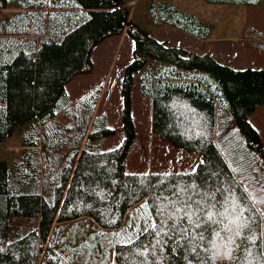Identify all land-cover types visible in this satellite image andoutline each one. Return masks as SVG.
<instances>
[{"label":"trees","instance_id":"16d2710c","mask_svg":"<svg viewBox=\"0 0 264 264\" xmlns=\"http://www.w3.org/2000/svg\"><path fill=\"white\" fill-rule=\"evenodd\" d=\"M206 1L254 4L261 0ZM9 5L20 9L0 18V149L18 129L26 128L19 137L23 149L11 160L0 158V264H37L57 237L62 239L55 243L57 248L84 246L82 253H76V247L72 251L59 247L60 259L72 263L107 264L103 261L112 249L114 264H163L157 256L169 264H183V250L172 253L171 243L163 251L140 252L154 232L140 231L142 227L129 220L130 213L147 202L146 222L159 223L155 197L161 184L168 195L170 186L193 179L216 186L226 181L239 194L246 187L242 178L259 181L264 176V149L249 120L264 103V67L235 68L210 53L159 40L132 20L123 0H0V9ZM147 9L153 22L195 37L206 39L214 29L213 23L173 3L150 0ZM124 30L134 42L122 86L125 136L119 146L102 149L93 139L114 129L95 127L99 91L73 103L86 110L73 125L61 120L72 106L62 99L70 80L91 71L94 46ZM139 71L145 95L153 97V131L176 147L196 151L200 160L195 171L126 170L127 152L135 138L131 88ZM243 204L245 217H252L249 223L258 247L247 261L246 253L234 254L241 257V264H260L264 197ZM92 230L105 233L104 238L88 240ZM56 231H60L57 236ZM205 236L208 251L201 253L202 260L234 264L212 259L215 249L207 241L218 245L219 241L210 232ZM97 245L105 246L100 256L95 253Z\"/></svg>","mask_w":264,"mask_h":264},{"label":"rangeland","instance_id":"374dc122","mask_svg":"<svg viewBox=\"0 0 264 264\" xmlns=\"http://www.w3.org/2000/svg\"><path fill=\"white\" fill-rule=\"evenodd\" d=\"M123 2L130 10L132 20H135L142 28H148L159 40H166L171 45L182 46L198 53H210L219 62L235 68L264 67V17L260 21L250 20L261 14L260 8L249 9L247 11L250 16L247 22L248 28L246 34L250 32L249 34L252 38H250L251 36L247 37L250 39L247 40L246 44L232 42L231 46V43H227L229 46L221 48L220 52H218L216 50L218 47H216L214 42H205L204 40L197 39L195 36L163 22H153L147 9L150 0H123ZM18 10L17 5H9L5 9H0V18ZM221 12L226 13L228 11L222 9ZM242 12V9H236L233 13L239 14ZM219 22L217 24H220ZM241 22H239V26ZM133 50L134 42L127 30L105 38L95 45L92 50L93 67L91 71L78 74L65 87L66 91L62 100L65 101V105L72 103V106L67 116L61 117V120L65 124L72 125L75 121H78L77 116H84L86 114V110L82 106L76 107L73 103L94 90L99 91L98 102L93 113V117L96 118L95 127L100 128L105 125L114 129V133L112 134L93 139V142L101 143L100 147L102 149L115 148L122 144L124 140V94L122 86L126 66L133 59ZM140 74L141 71L134 73L131 88L135 138L127 152L126 170L128 172H176L194 169L200 160L196 151L176 147L169 141L161 139L153 131V97L145 95ZM249 120L256 128L260 145L264 149V103H261L254 109L249 115ZM25 128L18 129L15 136L10 138L6 145L0 149V158L11 160L23 149L19 137ZM254 141L256 142V139ZM142 205L139 204V206L133 209L130 213L131 217H129V220L133 218L132 221H135L137 225L142 227L140 231L149 227L152 222V219H150V223L146 222V208L145 206L142 207ZM59 232L56 231L54 235H59ZM95 236L104 238L105 233L101 234L92 230V232H89L88 240H91ZM57 239V242L62 240L60 237H57ZM55 243L49 247V253L45 257L43 253L37 264L80 263L69 262L66 258L60 259V254L62 253L59 247L63 249V246H65L64 249L66 251L68 250L67 248H70V251H72L71 248L76 246L68 247V245H61L57 248ZM104 247L100 246L96 248L95 253L98 252L97 256H100L99 252H102ZM84 249V246L80 245L73 250H76V253H82ZM103 262H109V259H105ZM94 263L95 261L92 260L87 264Z\"/></svg>","mask_w":264,"mask_h":264},{"label":"snow or ice","instance_id":"6c2138e0","mask_svg":"<svg viewBox=\"0 0 264 264\" xmlns=\"http://www.w3.org/2000/svg\"><path fill=\"white\" fill-rule=\"evenodd\" d=\"M143 175L147 176L149 173ZM211 175L215 176L216 173ZM242 180L246 187L239 194L230 185L226 186V181L216 186L203 181L198 184L193 179L185 185L170 186L168 195L164 194L166 189L161 184L160 195L155 197L159 205L156 207L159 223L153 220L149 228L144 229L150 235L154 232V235L148 245L139 251L147 253L151 249L155 252L157 248L163 251V246L171 243L172 253L183 250V264H208V261L201 259V253L208 251L205 247V234L210 232L219 241V245L214 241H207L215 249L212 259L241 264V257L234 253L242 251L246 253L243 259L247 261L248 257L253 255L252 249L258 245L254 243L255 235L251 233L249 221L252 217H245L243 202L251 200L255 203V199L264 197V176H261L259 181L256 178ZM257 192L260 196L255 195ZM246 230L249 232L247 235ZM259 255L260 264H264V251ZM157 260L169 264L164 257L157 256Z\"/></svg>","mask_w":264,"mask_h":264},{"label":"crops","instance_id":"0c3cea01","mask_svg":"<svg viewBox=\"0 0 264 264\" xmlns=\"http://www.w3.org/2000/svg\"><path fill=\"white\" fill-rule=\"evenodd\" d=\"M153 1L155 2L163 1V2L173 3L177 6L178 9L186 13L196 14L197 16L200 17V19L203 22L213 23L214 29L206 39L200 37H196V38L200 40H204L205 42H214L216 47H218V49H216L218 50V52H220L221 48L228 47L229 45L227 43H231V46H232V42H242L246 44L247 40L252 38V36L249 34L250 32L246 34L248 28L247 22L250 16L247 12L249 9L260 8L261 10L260 11L261 14L251 18L250 20L260 21L263 20L264 17L263 15L264 0H261L254 4H230V3L216 4V3H210L206 0H153ZM18 9L20 8L18 7ZM222 9H226L228 12L220 13ZM236 9H242L243 12L239 14L233 13ZM240 21L242 22L239 26L238 24ZM218 22L220 24H217ZM143 29L148 30V28H143ZM127 219H128V214L125 216L126 223H127ZM136 233L138 232H135V234ZM109 253H110L108 256L109 262H107V264H114L115 257L113 250L111 249Z\"/></svg>","mask_w":264,"mask_h":264}]
</instances>
